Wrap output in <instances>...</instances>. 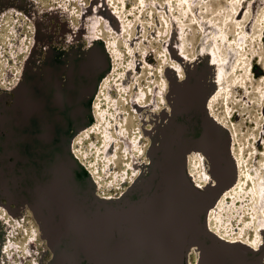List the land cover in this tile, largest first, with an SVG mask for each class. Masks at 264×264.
Returning <instances> with one entry per match:
<instances>
[{"label":"rangeland","instance_id":"rangeland-1","mask_svg":"<svg viewBox=\"0 0 264 264\" xmlns=\"http://www.w3.org/2000/svg\"><path fill=\"white\" fill-rule=\"evenodd\" d=\"M140 1L0 0V135L5 132L2 115L14 103V109L42 112L48 133L57 125L58 113L68 116L79 109L75 114L80 123L72 120L76 129L70 132L71 149L82 151L80 159L88 160L93 149L103 147L102 185L95 192L104 201L119 203L161 153L173 106L180 101L191 106L199 91L212 93L210 79L216 74L220 88L232 89L233 96L220 99L216 108L231 124L228 130L245 153L240 174H261L263 192L264 0H248L244 6V0H191L190 17L177 12V2L185 0ZM227 17L233 18L230 25L220 23ZM242 29L248 34H239ZM110 41L124 50V66L114 65ZM243 48L244 56L254 59L246 88L245 79L235 82L233 70L243 60ZM241 65L240 74L246 64ZM47 69V92L44 85L35 94L26 88L15 102L25 82L43 79ZM101 89H107L99 99L104 106L105 140L96 133L102 124L91 104ZM46 93L62 107L54 108ZM61 93L66 97L63 102L57 98ZM10 119L7 114L2 122ZM200 165L204 167V162ZM259 207L264 209V196ZM213 215L221 217L220 209ZM44 239L32 207L11 202L0 191V264H58L49 238L45 243Z\"/></svg>","mask_w":264,"mask_h":264},{"label":"water","instance_id":"water-1","mask_svg":"<svg viewBox=\"0 0 264 264\" xmlns=\"http://www.w3.org/2000/svg\"><path fill=\"white\" fill-rule=\"evenodd\" d=\"M47 71L43 79H28L15 102L26 88L35 94L44 85L47 92ZM208 95L199 91L191 106L181 101L173 106L161 153L119 203L97 197L94 179L71 152L72 120L80 123L79 109L69 117L58 113L48 133L42 112L14 109V103L1 118L0 191L9 201L32 207L58 264H185L190 238L211 249L215 257L207 264H249L248 251L225 248L206 235L200 217L218 190L203 191L186 171V150L202 147L212 156L218 184L227 186L234 177L226 135L208 121ZM46 97L54 108L62 107L49 93ZM7 114L11 119L4 123Z\"/></svg>","mask_w":264,"mask_h":264},{"label":"bare ground","instance_id":"bare-ground-1","mask_svg":"<svg viewBox=\"0 0 264 264\" xmlns=\"http://www.w3.org/2000/svg\"><path fill=\"white\" fill-rule=\"evenodd\" d=\"M190 1L191 0H185L184 1L185 4L182 2L179 3L177 2L178 14H180L181 16L190 17L188 16V12L191 8L189 3ZM247 1L248 0H244L242 2V5L244 6ZM120 4L123 5V2H120ZM129 7L130 5L127 3L124 11L125 13L127 12V9ZM137 12L138 11H136V13ZM227 16H229V14ZM229 18L227 17L226 20H221L220 23L230 25L233 22V18L231 19V21ZM244 33L246 35L248 34L244 29H242V33L239 34H243L244 36ZM112 43L113 41L109 42V48L110 51L114 54V58H113V60L115 61L114 65L121 66L123 64L124 66L125 64V60H123V57L125 56L124 50L120 47L119 44L114 45L115 43L114 44ZM243 50H245V52L242 53V56L247 54V49L243 48ZM241 59L242 58H240V60ZM248 60H250V62H248ZM242 62H244L246 66L243 67L244 72L240 74L239 72L241 71L240 67L242 66L241 65ZM252 64H254V59H252L250 55H247L243 57V60L239 64L236 63L234 65L233 70L235 69L234 73L237 76L236 78H234L235 82L239 81L240 78L241 81L239 82H243L244 79L246 80L244 81V84L248 83L249 80H252L253 66H254V65L252 66ZM210 81L213 87L212 88L213 92L212 93L210 92L209 96H207L206 114L208 116V121L210 125L213 127V129L218 133H223L224 135H226L228 151L230 152L231 155L230 159L233 166L234 177L232 179V182L227 186H222L218 184L215 179L214 170L212 167L213 166L212 156L210 152L202 147H191L188 150H186L184 159H185L186 171L188 173L190 180L193 181V183L198 188L202 189L203 191H206L207 193H214V190H218L217 195L213 197V200L212 199L210 200L207 207L202 212L200 217V225L202 229L205 231L206 235L212 237L215 242L221 244L225 248H230V249L243 248L246 251H248V253L251 255V261L249 264H264V209L261 210V208L259 207L257 210L256 208L258 206V202H260V200L262 202V197L264 196L263 195L264 191L263 192L261 191V185L259 184V179L261 178V174L256 175L250 171H248L247 174L244 176L242 175V173L240 174L241 169L244 166L243 160L245 159V153L244 151H242L243 149L241 150L240 148L237 147L235 138L233 137V132L230 133L227 130L228 127L232 129L231 124H227V122L218 113L216 108V104L220 101V99L222 98L225 99L226 96L232 92V89H230L229 87H228L229 90L228 89L223 90L222 88H220L219 79L216 74L212 75ZM248 84H245V88L246 85ZM233 86L239 87V85H234V84ZM241 87H243V85H241ZM247 88H248L247 90L250 91L249 89L250 87L248 86ZM101 90L102 93H100L99 97L95 98L93 102H91V104L94 106L93 108L96 119L100 121L102 124L101 128H98V132L96 133L99 136V139L101 138L102 140H105L104 138L105 131H103L106 125L105 119L103 117L104 106L103 105L100 106L101 102L99 101V99H101L100 97L102 96V94L106 96L107 89H101ZM116 90L120 91L121 87H117ZM63 93L57 95V98L60 102L66 100V97L63 95ZM106 98H108V96ZM227 100H228L227 104L229 107L230 98H228ZM110 103L111 102H109V104ZM226 111H227V107H226ZM80 136L81 134H79V136H76L75 140L78 141L79 139L77 138H79ZM102 140L100 142H102ZM102 151H103L102 146L99 147V149L98 148L93 149V152L91 151L93 155L90 154L89 159L85 160V158L80 159L81 157H83L82 151L76 148H74V150L71 149V152L75 155L76 159H78L80 163L86 168L87 173H89L93 177L96 187L102 185L100 172L105 163V162L104 163L101 162ZM200 159L201 161L204 162V167L200 165L201 164ZM263 165H264V159H263ZM221 202H223V204H221ZM216 208L220 209L221 211V217L220 216L219 218L217 217L218 219H215L216 217L215 218L213 217L214 216L213 211ZM5 214H7V211H5ZM43 242L44 243L46 242V237L43 240ZM214 257L215 256L214 254L211 253L210 248L202 245L198 241H195L191 238L189 239L185 248V255H184L185 264H207L208 261L214 259Z\"/></svg>","mask_w":264,"mask_h":264}]
</instances>
